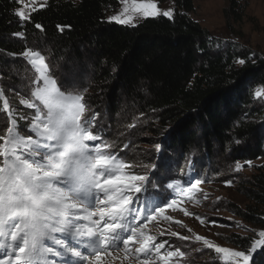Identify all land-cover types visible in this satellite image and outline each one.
I'll list each match as a JSON object with an SVG mask.
<instances>
[{
    "label": "snow or ice",
    "instance_id": "snow-or-ice-1",
    "mask_svg": "<svg viewBox=\"0 0 264 264\" xmlns=\"http://www.w3.org/2000/svg\"><path fill=\"white\" fill-rule=\"evenodd\" d=\"M14 2L22 5L14 11L22 22L29 21L37 10L32 6L36 0ZM119 3V12L108 16L107 22L136 27L140 18H173V10L162 11L155 0ZM35 27L43 31L40 24ZM22 55L34 70L29 94L19 99L20 105L34 110L30 118L10 109L0 90L2 111L9 119L6 134L0 135V264H114L120 252L128 264H173L174 258H183L186 253L180 246L167 240L157 242L155 235L148 234V222L158 217L173 220L165 215L166 210L175 212L185 193L201 192L198 185L205 181L199 177L174 180L167 185L174 195L160 197L159 203H145L141 195L158 187L152 176L160 165L136 164L110 151L113 145L93 131L99 114L87 107L83 94L58 86L40 50L27 48ZM236 62L245 64L244 59ZM262 95L264 88H258L255 96ZM18 119L28 120L27 134L20 131ZM155 147L162 151L160 144ZM245 163L252 165L251 161ZM242 167L235 163L236 172ZM136 168L145 171L139 173ZM180 211L190 215L184 208ZM170 235L181 241L191 239L177 232ZM258 236L244 251L220 246L198 234L195 241L214 250L224 264H249L250 260L264 264L260 259L264 256V230ZM132 244L139 246L133 250Z\"/></svg>",
    "mask_w": 264,
    "mask_h": 264
},
{
    "label": "trees",
    "instance_id": "trees-1",
    "mask_svg": "<svg viewBox=\"0 0 264 264\" xmlns=\"http://www.w3.org/2000/svg\"><path fill=\"white\" fill-rule=\"evenodd\" d=\"M170 1L171 20L147 18L131 27L107 22L119 0H47L23 22L14 14L18 3L0 0L1 79L17 76L21 64L15 58L27 48L40 50L57 81L64 75L79 80L87 107L96 113L104 111L116 122L120 108L129 106L153 116L146 129L162 137L163 150L182 156L230 150L246 160L264 157V104L254 95L264 87V57L193 21V0ZM224 1L225 29L233 31L242 20L240 0ZM19 121L25 130L26 123ZM6 125L0 135L6 134ZM253 186L257 192L247 197L264 203V164ZM240 215L257 220L250 211Z\"/></svg>",
    "mask_w": 264,
    "mask_h": 264
},
{
    "label": "rangeland",
    "instance_id": "rangeland-1",
    "mask_svg": "<svg viewBox=\"0 0 264 264\" xmlns=\"http://www.w3.org/2000/svg\"><path fill=\"white\" fill-rule=\"evenodd\" d=\"M67 1L79 2V0ZM46 2L47 0H36L35 5L32 6L39 9ZM155 2L162 11L169 9L174 11V5L170 0L162 3L155 0ZM240 4L242 20L240 23L232 25L233 31L225 29L223 9L227 3L224 0H193L194 11L189 14V17L222 40L236 41L264 57V0H240ZM20 7L22 5L19 4ZM121 7L120 4L119 9L108 16L117 14ZM142 20L143 18L138 19L137 23ZM15 60L20 62L21 70L17 76H15L16 74H13V77L9 76L10 80L8 78L2 80V76H0V90H2L4 98L9 101L10 109L30 118L34 110L26 109L20 105L19 99L26 98L29 94L34 70L22 54ZM58 81L62 90L83 94L84 89L80 85L81 83L73 76H60ZM257 99L264 104V95ZM11 105L16 108H12ZM2 108L3 101L0 100V133L3 132L1 129L7 126V122L9 123L8 116L2 111ZM88 108L96 113L97 109L92 105L91 107L89 105ZM120 109L121 113L116 122L111 121L104 111H100L96 117L93 131L100 133L103 139L113 145L110 151L119 153L127 161L136 164L156 163L160 165L159 170L152 176L153 182L158 187H150L149 192L144 193L145 197H148L145 203L149 200L159 203L160 197L170 198V194L174 195V191L167 188V185L174 180L189 181L199 177L205 181L198 185V188L202 193L207 194L206 198L201 192L185 193L182 201L178 202L175 212L171 209H167L165 212V215L172 216L173 220L165 221L158 217L155 221L148 222V234L155 235L157 242L167 240L169 244L180 246L181 251L186 253L183 258H174L173 264H176L177 259H179V264H224L220 255L214 250H209L203 246L202 242L195 241L197 234L213 240L220 246L241 251L248 249L253 240L259 239L258 232L264 230V203L258 204L255 200L249 199L247 195L257 192L253 186V178L258 174L259 167L264 164V157L246 160L238 157L241 153H232L230 150H219L210 156L199 151L182 156V153L175 154L163 150V146H161L162 151L158 152L155 146L161 145L162 137L155 136L146 129L147 126L152 125L150 119L153 116L141 115L129 106H122ZM20 121L26 125L28 123L27 119ZM131 125L135 126L131 127ZM20 131L27 134L26 127L25 130ZM161 161H163L162 165ZM246 161H251L252 165L249 166L245 163ZM236 162L243 165L239 172L235 171ZM135 171L143 173L145 170L136 168ZM227 180L232 181L231 185L225 184ZM181 208L186 209L190 215L185 216L180 211ZM248 211L257 216L255 223L241 217L242 212ZM197 216L205 219V223L201 224L200 220L196 218ZM176 221L181 223L177 224ZM210 221H215V223H210ZM188 229L192 231L189 232ZM171 232L189 236L191 239L181 241L178 237L171 236ZM239 240H242V246L235 244ZM130 246L134 250L139 245L132 244ZM165 247L167 248L168 245ZM259 250L258 247L257 251ZM163 252L162 249L161 253ZM123 256L124 253L120 252V258L115 260L114 264H128V260H123ZM131 259L132 256H129V260ZM251 263L250 260L249 264Z\"/></svg>",
    "mask_w": 264,
    "mask_h": 264
}]
</instances>
